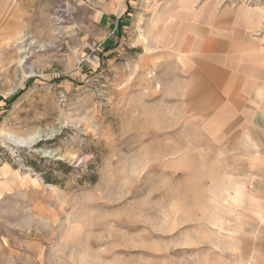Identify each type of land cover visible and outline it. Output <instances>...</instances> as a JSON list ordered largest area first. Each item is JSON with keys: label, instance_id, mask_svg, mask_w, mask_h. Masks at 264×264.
<instances>
[{"label": "rangeland", "instance_id": "374dc122", "mask_svg": "<svg viewBox=\"0 0 264 264\" xmlns=\"http://www.w3.org/2000/svg\"><path fill=\"white\" fill-rule=\"evenodd\" d=\"M130 1L0 0V264H245L225 162L157 46L173 0Z\"/></svg>", "mask_w": 264, "mask_h": 264}, {"label": "crops", "instance_id": "0c3cea01", "mask_svg": "<svg viewBox=\"0 0 264 264\" xmlns=\"http://www.w3.org/2000/svg\"><path fill=\"white\" fill-rule=\"evenodd\" d=\"M252 2L173 0L152 27L157 46L180 59L191 110L206 116L207 139L232 182L218 192L223 243L237 245L229 256L264 264V0Z\"/></svg>", "mask_w": 264, "mask_h": 264}, {"label": "trees", "instance_id": "16d2710c", "mask_svg": "<svg viewBox=\"0 0 264 264\" xmlns=\"http://www.w3.org/2000/svg\"><path fill=\"white\" fill-rule=\"evenodd\" d=\"M21 92L17 93L16 95L13 96V98L11 100H14L16 99V97L20 94ZM11 100H8V101H11Z\"/></svg>", "mask_w": 264, "mask_h": 264}]
</instances>
